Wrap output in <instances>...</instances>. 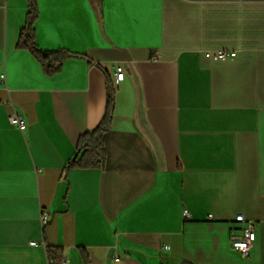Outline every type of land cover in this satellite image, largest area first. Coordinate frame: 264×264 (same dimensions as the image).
Wrapping results in <instances>:
<instances>
[{
  "label": "crops",
  "instance_id": "crops-1",
  "mask_svg": "<svg viewBox=\"0 0 264 264\" xmlns=\"http://www.w3.org/2000/svg\"><path fill=\"white\" fill-rule=\"evenodd\" d=\"M38 7L39 48L71 56L47 76L18 49L28 1L0 0V264H50L47 246L67 264H264V0ZM109 84L106 166L69 169Z\"/></svg>",
  "mask_w": 264,
  "mask_h": 264
},
{
  "label": "trees",
  "instance_id": "trees-1",
  "mask_svg": "<svg viewBox=\"0 0 264 264\" xmlns=\"http://www.w3.org/2000/svg\"><path fill=\"white\" fill-rule=\"evenodd\" d=\"M29 13L25 27L21 31L18 49L28 50L40 63L47 76H53L62 70L65 60L71 54L65 50L44 51L37 45L35 23L39 18L38 0H27ZM115 89L109 84L106 113L100 125L92 131H88L80 137L77 153L68 165V168L76 169H104L107 163V149L105 146V134L111 129L115 110ZM47 256L50 264H60L63 259L59 248L47 246Z\"/></svg>",
  "mask_w": 264,
  "mask_h": 264
},
{
  "label": "built area",
  "instance_id": "built-area-1",
  "mask_svg": "<svg viewBox=\"0 0 264 264\" xmlns=\"http://www.w3.org/2000/svg\"><path fill=\"white\" fill-rule=\"evenodd\" d=\"M224 54H219V56H223ZM125 73L119 68H116V82L120 83L124 80ZM10 122L12 125L17 126L20 130H24L26 128V121L18 116L17 114H12L10 117ZM185 216H188V212H185ZM49 215L44 214L42 217V222L44 224L48 223ZM238 222H245L244 216H237ZM257 234L254 223H249L247 229L245 230L244 236L238 239H233L230 242V246L233 250L239 252L244 257H249L251 250L256 242ZM31 245H36L35 242H31ZM115 260H118L115 258ZM68 260L63 259L61 264H67Z\"/></svg>",
  "mask_w": 264,
  "mask_h": 264
}]
</instances>
